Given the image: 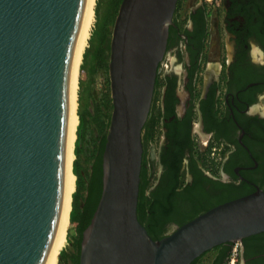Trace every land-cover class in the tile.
<instances>
[{"label": "water", "instance_id": "1", "mask_svg": "<svg viewBox=\"0 0 264 264\" xmlns=\"http://www.w3.org/2000/svg\"><path fill=\"white\" fill-rule=\"evenodd\" d=\"M86 2L0 0V264H45L58 233L71 64ZM178 3L120 5L103 192L83 233L80 264H192L218 246L264 233L263 189L219 204L159 240L139 217L143 131Z\"/></svg>", "mask_w": 264, "mask_h": 264}, {"label": "flooded vegetation", "instance_id": "2", "mask_svg": "<svg viewBox=\"0 0 264 264\" xmlns=\"http://www.w3.org/2000/svg\"><path fill=\"white\" fill-rule=\"evenodd\" d=\"M187 1L179 14V0L163 63L172 58L157 80L163 85L153 116L161 140L147 155L148 195L159 198L182 163L174 217L191 220L264 190V0ZM178 226L171 222L166 234ZM242 244L241 264H264V233Z\"/></svg>", "mask_w": 264, "mask_h": 264}, {"label": "rangeland", "instance_id": "3", "mask_svg": "<svg viewBox=\"0 0 264 264\" xmlns=\"http://www.w3.org/2000/svg\"><path fill=\"white\" fill-rule=\"evenodd\" d=\"M108 1L101 0L100 6H97L100 10V19L97 12L92 37L80 73L79 111L85 112L86 116V123L82 130L80 153L76 159L77 169L84 175V186L79 196L81 209L86 206L90 197V187L100 162L103 138L108 134L113 112L109 63L115 20L110 17L112 10L108 6ZM179 8V14L183 10H188V1L180 0ZM184 23L183 21L182 26L185 25ZM171 58L172 56L169 54L165 62L161 64L162 69L165 68V64L170 63L169 59ZM145 134L146 131H143L144 136ZM160 140L159 134H150L148 138L149 149L158 146ZM200 147H205V145L200 144ZM152 185L153 183H150L148 191ZM79 240L78 224L74 223L69 233L67 245L61 252L63 256H60V264H78ZM218 252L219 249H213L205 253L197 264H214L215 255Z\"/></svg>", "mask_w": 264, "mask_h": 264}, {"label": "trees", "instance_id": "4", "mask_svg": "<svg viewBox=\"0 0 264 264\" xmlns=\"http://www.w3.org/2000/svg\"><path fill=\"white\" fill-rule=\"evenodd\" d=\"M123 0H109L108 6L112 10L110 17H112V20H115V17H117L120 5ZM101 3V0L97 1V6ZM100 19V10L96 7V17ZM87 56V54H86ZM85 57V56H84ZM82 68V67H81ZM81 78V77H80ZM163 84L162 82H157V87H161ZM82 100V97H81ZM155 103V102H154ZM153 110L151 111L150 118L144 128V131H146V134L144 136V142H145V154H144V163H143V171H142V182H141V190H140V201H139V217L143 223H146V226L150 232V234L154 237V239L159 240L163 237L167 236V225L170 224L173 221H176L179 226H182L183 224L189 222L190 220H186L185 218L181 216H175V213L177 212V204H176V198L178 196V193L176 191V187L178 183L180 182V172H181V166L182 163L179 162L178 166H174L175 169V179L172 181L171 185H169L168 191L165 192V196L163 198H159L160 195H148V189L150 185V178L148 177V162L149 158L147 155L148 150V138L150 134L155 133V126L156 122L152 117L153 116ZM80 116V125H79V131H78V140H77V147H76V155H79L80 153V143L82 140V130L86 123V116L85 112L79 111ZM108 135V134H107ZM107 135L103 138V144H102V152L100 156V162L99 165L96 168L95 172V178L94 181L91 184V192L90 197L88 199V202L86 203V206L81 209L80 203H79V196L80 192L83 189L84 186V175L77 169V161H75V174L78 177L77 180V187L78 191L75 193L74 198V208L72 212V222L78 224V231L80 234V240H79V249L81 251V242L83 238V233L87 229V227L91 224L93 216L97 210L98 204L100 202L102 192H103V154L105 151V146L107 142ZM199 159H201V162L204 164L209 163V157L205 154H200ZM253 190H246V193H249ZM208 204H204L203 208H206ZM202 208V209H203ZM198 212V211H197ZM202 214V213H201ZM200 215V213L196 214V217ZM194 219V218H193ZM192 220V219H191ZM227 244H224L222 246H218L215 249H219V255L214 261V264H224L229 256L230 247L226 246ZM63 256V253H61ZM201 258V257H200ZM196 259L192 264H197L198 260ZM62 262V261H61ZM78 264H80V254L78 257Z\"/></svg>", "mask_w": 264, "mask_h": 264}, {"label": "bare ground", "instance_id": "5", "mask_svg": "<svg viewBox=\"0 0 264 264\" xmlns=\"http://www.w3.org/2000/svg\"><path fill=\"white\" fill-rule=\"evenodd\" d=\"M98 0H87L86 7L78 33L71 64V77L69 87V119L66 138V184L65 200L62 218L58 233L52 245L45 264H60V256L68 242L72 229V212L74 194L77 191L78 177L75 174V161L77 159L76 147L80 125L79 116V90L80 73L85 53L89 47L92 32L96 22V7Z\"/></svg>", "mask_w": 264, "mask_h": 264}, {"label": "built area", "instance_id": "6", "mask_svg": "<svg viewBox=\"0 0 264 264\" xmlns=\"http://www.w3.org/2000/svg\"><path fill=\"white\" fill-rule=\"evenodd\" d=\"M242 250H243L242 242L238 241L233 243L225 264H241Z\"/></svg>", "mask_w": 264, "mask_h": 264}, {"label": "crops", "instance_id": "7", "mask_svg": "<svg viewBox=\"0 0 264 264\" xmlns=\"http://www.w3.org/2000/svg\"><path fill=\"white\" fill-rule=\"evenodd\" d=\"M218 254H219V252H218ZM218 254L215 255V258L218 256Z\"/></svg>", "mask_w": 264, "mask_h": 264}]
</instances>
